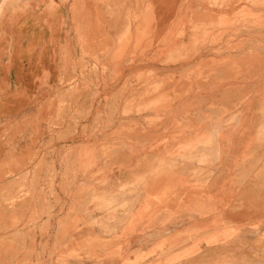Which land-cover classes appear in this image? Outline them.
I'll use <instances>...</instances> for the list:
<instances>
[{"label":"crops","instance_id":"1","mask_svg":"<svg viewBox=\"0 0 264 264\" xmlns=\"http://www.w3.org/2000/svg\"><path fill=\"white\" fill-rule=\"evenodd\" d=\"M69 1L82 5L77 18L68 13L66 0L0 4V176L14 174L38 152L51 151L57 174L52 192L66 205L82 200L78 222L70 225L72 239L56 240L54 224L49 238L36 239V250L43 242L56 248L49 260L43 252L36 260L218 264V253L225 249L227 264L236 256L264 262V76L216 79L198 84L200 91L181 93L187 80L168 76L212 54L170 62L185 53L182 29L194 21L192 12L195 17L207 7L199 0ZM108 8L121 13L127 8L131 16L145 11L137 20L142 30H136L131 16H121L113 30ZM125 27L131 43L119 48L116 39ZM143 32L148 43L135 46ZM214 49L220 56H235L223 47ZM80 55L87 75L94 59L104 57L107 70L91 85L94 95L89 89L78 98L68 96L73 110L74 104L89 109L75 134L100 121L96 134L102 138V158L95 160L80 138L50 148L29 139L50 134L47 120L56 116V92L76 85V80L66 82ZM147 72L153 73L147 84L133 79ZM252 86L258 87L256 93L243 96ZM150 87L158 89L143 94ZM66 122L52 135L74 127L70 117ZM64 173L71 181L62 192ZM79 186L86 188L81 195Z\"/></svg>","mask_w":264,"mask_h":264},{"label":"rangeland","instance_id":"2","mask_svg":"<svg viewBox=\"0 0 264 264\" xmlns=\"http://www.w3.org/2000/svg\"><path fill=\"white\" fill-rule=\"evenodd\" d=\"M66 1L68 3V13L70 16L77 18L79 11L82 10L80 1L73 4V1ZM199 1L207 7L202 9L201 14H197L202 16L196 15L198 18H195L196 16L194 17L193 15L196 13L192 12L191 15L194 21L187 22L186 27L182 29L187 32L185 53L176 55V59H171V61L166 60V63L168 61H188L199 55V52L212 54H204L203 59L194 67L187 69L186 72L179 73L177 76L174 74L168 76L170 79L181 78L187 80L189 86L181 93L190 94L200 91L203 87L198 84H206L216 79L248 77L254 80L264 76V0ZM2 2L4 0H0V4ZM98 2L102 4V0ZM148 9L150 8H144L145 11H148ZM1 10L2 6H0ZM99 10L102 11V6H99ZM107 14L112 21L113 30L116 27V21L120 20L121 16L124 17V20H128L131 16L127 8H123L122 13L120 10L115 11V8H108ZM143 14L138 12V14L131 16L135 22L136 30L140 31L143 28L141 21L137 22ZM75 24L77 23L75 22ZM239 33H245L250 38H234ZM147 35L149 34L143 32V37L135 40V46L147 44ZM182 35L183 31L181 32L180 30L177 36L182 37ZM116 43L119 48L130 45V34L126 27L122 31L120 29ZM149 43L152 44L153 40L149 41ZM76 44L78 45L77 42ZM216 47H223L226 52L234 53L235 56H220L218 55V49H214ZM83 56L80 55L75 60V64L72 67L74 74L66 82L68 84L76 80L75 82L73 81L76 85L71 88L61 86L56 92L54 109L56 116L54 119L50 117L47 120L50 134L43 136L31 135L29 139L32 143L35 141L43 142V148H50L53 143L66 144L76 138H80L81 142L86 143V147L88 146L92 149L91 159L95 160L102 158V138L96 134V131L100 129V121L95 122L90 129L84 128L82 134H75L74 130L80 123V119L86 115V112H83L89 109L79 110L77 104H74L76 107L73 110L71 99L73 96L78 98L83 91L85 92L89 89V94L94 95L96 87L92 91L91 85L96 84L100 73L104 77L107 70L106 67L102 66L105 63L104 57L100 60L98 58L93 60L94 64L87 75ZM122 57L125 56L118 55L119 59ZM111 58L113 60L115 56H110V61H112ZM110 61L108 60V63ZM99 69H102V71ZM152 77L153 73L147 72L135 75L133 79L136 82L147 84V80ZM80 80L82 81L80 82ZM194 82H197V85H190ZM157 89V87H150L149 91L147 92L146 90L143 94H152ZM248 90L243 91L242 95L254 94L258 87L252 86ZM68 96L71 99H68ZM68 117H70L74 127L71 130L65 129L60 134L52 135L51 132L54 128L66 126ZM63 148L66 149L67 146ZM38 153L39 157L20 168L14 174L12 173V175L7 177L0 176V264H46L36 259H39L40 252H43V255H48L47 257L44 255V258L49 260L56 245L54 244L51 248H48L46 242L41 245L39 243L38 251L36 250V239L49 238L54 224H56L58 228L55 232L56 237L54 236L56 240L59 242L65 239L71 240L70 225L73 224L74 226V223L78 222L76 219L78 217L77 214L82 212V200L73 199L69 205H66L65 200L58 198L52 192V184L57 174L51 160V151L42 154V156H40L41 152ZM60 177L62 183L59 184V187L62 192H65L71 178L65 173L60 175ZM86 180L89 182L91 179L87 178ZM90 188L92 189L91 186H88L87 189ZM84 189L86 188L83 186L78 187L79 195ZM218 258V264H227L225 249L219 251ZM228 264H264V262H260L258 256L252 260L248 259V257L244 260L243 256H236L235 261Z\"/></svg>","mask_w":264,"mask_h":264}]
</instances>
